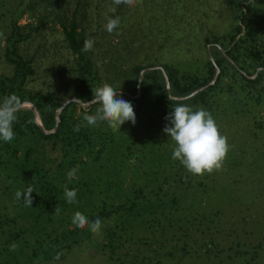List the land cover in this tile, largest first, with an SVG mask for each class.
<instances>
[{
  "label": "trees",
  "instance_id": "1",
  "mask_svg": "<svg viewBox=\"0 0 264 264\" xmlns=\"http://www.w3.org/2000/svg\"><path fill=\"white\" fill-rule=\"evenodd\" d=\"M90 2L0 0V58L9 65V72L0 71V99L15 95L21 100L15 139L0 140L5 194L1 199L0 193V238L36 237L46 260L51 251L84 241L97 245L107 264H264V229L258 240H250L246 234L253 230L233 228L221 209L234 201L247 212L240 220L256 226L264 213V189H245L244 194L242 189H214L238 185L247 175L254 180L264 168V0H222L229 9L225 25L198 18L195 31L190 20L181 28L183 14L171 5L170 21L164 16L168 26L157 35L159 47L172 48L171 58L143 53L146 61L126 71L133 78L122 97L134 106L135 125L127 121L113 132L103 122L76 132V124L86 123L85 112L95 114L99 107L90 103L93 90L105 84L96 57L83 51L89 36L81 18L87 20ZM129 9L117 6L115 14ZM25 13L35 20L20 23ZM43 22L58 24L75 54L73 99L66 103L51 90L29 85L35 66L26 43ZM25 102L35 106L41 124L32 108L22 107ZM180 103L209 111L227 136L231 149L222 171L194 176L172 159L174 145L163 128L165 116ZM74 167L75 178L68 181ZM172 178L176 183L165 186ZM185 182L197 189H183ZM65 184L78 190L79 204L66 201ZM29 187L35 191L32 206L26 207L15 194ZM211 195L214 205H203ZM77 211L89 221L102 220L100 241L89 228L72 224Z\"/></svg>",
  "mask_w": 264,
  "mask_h": 264
},
{
  "label": "rangeland",
  "instance_id": "2",
  "mask_svg": "<svg viewBox=\"0 0 264 264\" xmlns=\"http://www.w3.org/2000/svg\"><path fill=\"white\" fill-rule=\"evenodd\" d=\"M73 5L74 2L71 3L70 7L72 8ZM171 5L173 9L176 7L174 10L176 13H179V15L183 14L179 22L181 28L186 25V21L190 20L193 23L194 31L198 30L197 24H199L198 20L201 18L205 19L207 24L225 25L226 13L229 10L227 6H223L222 0H142V3L137 4L135 7H130L128 11L123 10V13L118 15L108 11L110 6H114L112 0H91L88 8L86 7L90 14L87 20L85 18L81 19L88 27L89 39L94 41V47L90 53L92 57H96V64L101 70L105 83L116 88L118 94H129L126 89V83L133 78V75L128 74L126 71H128L132 63H144L146 61L143 58V53H147L148 57L151 58L156 57L157 60L171 58L169 52L172 51V48H167L169 44L159 47V37L157 36L159 35L158 30L166 26L170 21ZM82 9L83 6L80 10ZM117 16L121 21V27L117 30L120 34H109L105 30L104 25L109 17L115 18ZM164 16H167L169 20L166 23ZM35 18L25 13L19 18V22L24 23L29 20H35ZM129 20L132 23H129ZM129 36L134 40L136 39L133 41L134 43L130 42ZM128 43L133 47L128 46ZM26 52L29 56H33L35 66V74L29 85L42 90H51L56 97L64 99V101L72 98L70 97V90L74 85V73L71 65L74 62L75 54L66 46L61 27L58 24L53 25L52 22L41 23L40 31L34 34L26 43ZM182 52H185L184 48H182ZM185 54L187 55V52ZM3 70L9 72V65L0 58V71ZM80 105L83 106L85 103L81 102ZM22 107L32 108L29 103H24ZM171 172L176 173L175 170ZM259 173L254 176L256 178L254 180H250L249 175H247L239 179L238 185H217L214 189H242L240 190L242 194L248 192L245 189H264V168ZM174 177H178V174L174 175ZM225 180L228 182L230 178H225ZM169 183L173 185L176 181L172 178V180L166 182L165 186H168ZM186 185L187 183L185 182L183 189H197L194 188L197 186L189 185L192 187H186ZM0 193L1 199H4L5 194L1 187ZM195 195L196 192L189 197L193 198ZM226 197L228 196L222 198ZM214 198L213 195L204 197L202 199L203 205L213 206L214 203L212 201ZM221 209L226 211L224 215L228 213L227 220H230L233 228L237 230L243 228L252 229V233L246 234L249 239L256 241L260 238L264 229V213L260 223L254 226L240 220L242 218L241 215L245 216L247 212H244V208H237L234 201L222 206ZM93 237L95 240L100 241L103 237L102 230L100 235L93 234ZM35 239L36 237H32L31 240L20 238L9 242L0 238V264L108 263L105 259L106 254L99 250L97 245H89L84 241H79L69 247H63L57 253L56 251H51V258L49 257L46 260V253L41 251L43 245ZM41 241L47 242L46 239ZM12 243H16L18 246L14 252L9 251V246Z\"/></svg>",
  "mask_w": 264,
  "mask_h": 264
},
{
  "label": "clouds",
  "instance_id": "3",
  "mask_svg": "<svg viewBox=\"0 0 264 264\" xmlns=\"http://www.w3.org/2000/svg\"><path fill=\"white\" fill-rule=\"evenodd\" d=\"M142 3V0H112L114 6H110L108 11L115 13L117 6L126 5L135 7ZM105 30L109 33H120L117 31L121 27L120 18L109 17L104 25ZM94 41L86 39L83 45V51H92ZM97 104L95 114L85 112L83 120L85 124H76L74 131L79 132L81 127H99L100 123L106 122L113 132L120 131L121 126L131 121L136 123V112L130 101L125 100L122 94H118L117 89L105 83L93 90V98L90 101ZM21 104L19 97L15 95L4 96L0 99V140L5 143H11L15 137L14 124L18 122V110ZM168 122L164 128V133L168 134L173 142L172 159L178 160L185 169L196 176H204L217 171H222L227 160L231 145L228 143L227 136L223 135L213 115L204 108L194 109L187 104H177L172 106L166 116ZM77 168H72L67 172L68 181L75 178ZM35 191L29 187L26 191H17L15 198H23L24 205L30 207L33 204L32 193ZM78 190L69 189L67 184L64 185V196L69 204H79L77 199ZM60 209L56 206L55 213L59 214ZM72 224L83 230L86 227L94 235H100L103 227L102 220L97 217L93 221L81 212L77 211L72 217ZM17 244L12 243L9 251H16Z\"/></svg>",
  "mask_w": 264,
  "mask_h": 264
},
{
  "label": "water",
  "instance_id": "4",
  "mask_svg": "<svg viewBox=\"0 0 264 264\" xmlns=\"http://www.w3.org/2000/svg\"><path fill=\"white\" fill-rule=\"evenodd\" d=\"M141 78H142V73H140V75H139L138 84H139ZM167 86H168V84H167ZM72 99H73V98H69V99L66 100L64 103H66V102H68V101H70V100H72ZM25 103H28V102H25ZM23 104H24V103H23ZM29 104L32 106V109H33L34 112H35V116H36V118H37V121L39 122V124H41V122H40V118L38 119L39 115H38V112H37L35 106H34L33 104H31V103H29ZM58 111H59V109L57 110V112H58Z\"/></svg>",
  "mask_w": 264,
  "mask_h": 264
}]
</instances>
